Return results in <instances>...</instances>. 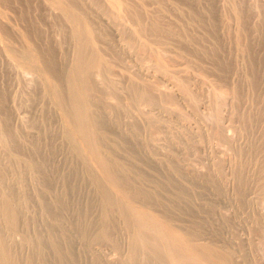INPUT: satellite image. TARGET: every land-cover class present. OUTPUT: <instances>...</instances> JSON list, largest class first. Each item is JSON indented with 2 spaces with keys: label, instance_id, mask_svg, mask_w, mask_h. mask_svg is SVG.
<instances>
[{
  "label": "bare ground",
  "instance_id": "6f19581e",
  "mask_svg": "<svg viewBox=\"0 0 264 264\" xmlns=\"http://www.w3.org/2000/svg\"><path fill=\"white\" fill-rule=\"evenodd\" d=\"M149 3L155 4L156 9H149ZM215 4V0H0L1 58L7 56L18 70L23 71L21 82H25L27 93L21 98L28 96L30 101L44 102L47 106L45 120L46 117H52L51 120L57 117L60 123L57 134L47 130L46 137L38 138L36 132L30 145L24 143L26 137L22 140V134L11 124L14 118L9 108L12 106L11 111L14 108L15 114L18 111L8 96L11 89L8 94L6 90L11 81L15 85L18 83L7 78L11 71L5 61L8 73L6 70L5 74L0 67V74L4 73L5 78L11 80L7 83L11 84L6 86L4 82L5 88L0 79V264H264V134L258 127L264 121L263 99L257 108L252 105L254 112L249 110V106L254 104L252 100L249 106L244 100L242 106L247 105L249 113L246 106L245 110L243 107L236 113L247 111L242 119L240 115L241 120L238 121H242L244 133L253 131L255 134V143L251 141L252 146L248 148L252 152H248L249 156L253 154L259 160L252 164L254 166H251L252 161L250 163L252 159L248 160L250 165L245 164L248 155L243 159L244 163H233L232 160L228 162L230 156L227 160L223 158L225 162L221 158L216 159L214 153L216 160L208 169L204 156L206 164L201 165L205 167L204 171L198 169L201 166L196 168L193 160L198 158L202 150L199 149L205 146L206 141L216 142L219 153L223 145L229 147L223 146L228 151L237 150L236 146L232 147V134L227 135L228 127H224V120L230 118L225 119L223 113L228 106H240L239 102L246 97L241 98L243 79L240 84L228 86L234 81L229 80L232 78L229 74L232 62L226 53L232 45L226 49L224 41L228 40L231 26L224 18L226 13L223 12L224 16L220 14L224 11L221 10L222 5L219 8ZM168 6L178 11L177 16L185 20L182 24L178 18L176 23L170 20L172 15ZM248 6L251 8L250 3L246 7L242 0H234L229 12L238 22L233 23L239 24L238 39L241 42L245 40L244 36L247 39L251 34H248L246 25L249 21ZM9 7L13 11L14 7L17 8L23 18L20 17L21 22L27 23V29H23L25 34L18 28L21 32L19 37L22 35L23 39L14 34L18 41H23L22 46L19 45L21 47L14 45L18 44L17 41L10 42L9 37L14 35L8 37L10 24H16L9 16L15 15L14 12L7 13ZM256 10L254 12L259 13ZM17 17L15 19H19ZM47 19L48 22L52 20L49 22L51 29L55 24L53 35L47 31ZM18 22L16 26H20ZM253 22L257 28V20ZM256 35L252 37L256 39ZM248 42H238L236 51L247 52L245 55L251 60L248 64L250 72L248 67L249 73H246L248 85H242L256 89L261 85L259 78L264 64L255 54L257 42L252 44L254 49L252 41ZM171 46L193 58L211 59L212 64L218 65L214 68L221 70L223 78L229 69L227 74L230 77L226 79L231 82L224 83V79L223 86L217 84L218 88H213V92L205 96L200 89V84L206 86L202 79L205 75H191L192 67L186 71L183 64L181 70L174 69L172 56H167L173 48ZM233 46L229 50L235 52L236 47ZM260 46L259 50H262ZM176 51L170 53L174 56ZM181 59L186 60L185 57ZM190 63H193L192 59ZM194 63L193 67L198 65L199 69L202 66L201 71L204 67L206 71L203 73L208 74L206 65H201L200 60ZM189 65L186 67L190 68ZM210 65L209 62L208 68ZM233 65L236 66L235 63ZM212 74L214 81L217 72ZM209 83L216 85L217 82ZM13 84L11 88L16 89L18 86L14 88ZM255 92L256 95L252 91L254 97L260 94L259 90ZM25 101L22 103L27 104ZM181 102L187 106L180 105ZM200 106L210 107V111L207 109L209 112L203 114L206 109L202 112ZM186 107L198 118L207 117L209 121L207 118L204 120L210 122V127L202 129L198 127L200 124H196L197 128L190 130V114L188 110L189 115L184 112L186 109L183 111ZM22 115L21 119L23 111ZM235 117L238 118L237 115ZM172 120H177L179 125ZM34 122L31 124L35 125ZM32 125H29L30 129L34 130ZM241 130L237 131L243 132ZM246 135L244 144L251 133ZM57 136L66 142L64 147L68 149L62 156V162L56 160L63 149H59L63 146L57 145L58 141L54 143ZM239 149L241 153L242 149ZM236 152L233 153L235 157ZM221 153L226 155L227 152L222 150ZM203 155L209 156V153Z\"/></svg>",
  "mask_w": 264,
  "mask_h": 264
},
{
  "label": "rangeland",
  "instance_id": "374dc122",
  "mask_svg": "<svg viewBox=\"0 0 264 264\" xmlns=\"http://www.w3.org/2000/svg\"><path fill=\"white\" fill-rule=\"evenodd\" d=\"M220 1H222V2L224 1V2L222 3V2H220ZM220 1L215 0V2H217V5H218V6H217L216 4H215V5H216L217 7H219V8H220V6L222 5V7H221L222 9H221V10H224V11L221 12L220 9L218 8L219 11H220V14H222V16H224L225 13H226V14H229V15L231 14L230 17H229V15L227 16L226 14H225V17H224V18L227 20V23L229 24V26L232 27V28H231V27H229V26L227 25V26L230 28V31H229V28H228V31H229L230 34H228V40H227V38H226V41H224V43H225V44H224V45H225V48L227 49L228 46H231V45L233 46V43H235V41H238V42H240V43H242V42H248V41L251 42V41H252V42H251V45L253 44V42H255V43L257 42L256 47H258V48H255V45H252V47H253V49L255 48V50H256V51H255V54H256L258 57H261V59H262L263 61H261V60H260V61L262 62V64H264V63H263V62H264V58H263V57H264V52H260V51H264V47H263V46H264V45H263V44H264V41H263V40H264V39H263V37H264V35H263V34H264V33H263V32H264V31H263V30H264V25H263V24H264V21H263L262 23H260V24H257V23L260 22L261 20H264V11L261 12L262 9L264 10V0H257L258 2H257V1H254V0H250L248 3H247L248 0H242L243 3L246 5V7H247V5L250 3V6H251V8H252V9H251V8L248 6V8H249V21H247V23H246V25L248 24L247 26H248V28H249V29H248V30H249L248 34L251 33L252 35L250 34L251 37H250V35H249L247 39H246L245 36H244L243 39H245V40H242V42L239 41V39H238V35H239V37H240V27H239V24H237L238 22L236 21L235 18H233L232 12L229 13V12H230V9H231V8H230V7H231V4L233 3L234 0H231V1L229 0V2H228V0H220ZM239 1H241V0H239ZM244 1H245L247 4H246ZM259 1H260V2H259ZM218 2H219V3H218ZM227 2L230 3V4H229L230 6L228 5ZM252 2H253V3H252ZM254 2H255V3H254ZM262 2H263V3H262ZM221 3H222V4H221ZM251 3H252V4H251ZM256 3H257V4H256ZM259 3H260V4H259ZM152 4H153V3H152ZM152 4L149 3V6H148L149 9H151L150 7H153L151 10L156 9V5H155V4L152 5ZM220 4H221V5H220ZM253 4H254L255 6H254ZM258 4H259V5H258ZM223 5H224V9H223ZM252 5H253V6H252ZM226 6H227V7H226ZM228 6H229V7H228ZM256 6H257V7H256ZM260 6H261V7H260ZM16 7H17V5H16ZM168 7H169V6H168ZM10 8H11V9H10ZM179 8H180V7H179ZM254 8H255V10L257 9L256 12L258 11V12L260 13V15H259V13H255V12H254V11H255ZM13 9H14V11L12 10V7H9V11H8V9H7V13H8V12H9V13L14 12L15 15H13V14L9 15V13H8V15H9L10 17H13V19H11V20L14 21V23L17 24V22H18L22 17H21V15L19 14L20 12H18L19 10H17V8L14 7ZM15 9H16V10H15ZM40 9H41L40 11H43V10H42V7H40ZM259 9H260V10H259ZM173 10H175V9L169 7V14L172 15V18L170 17V18H171V19H170L169 16H168V18H169L172 22H175V23H176L177 21H180V23H179V22H178V23H179V24H182L183 21H185V20H183L182 17L177 16V15H179L177 10H176L177 12H176V11H173ZM251 10H253V11L251 12ZM227 11H228V13H227ZM16 12H17V13H16ZM174 12H175V13H174ZM179 12H180V11H179ZM223 12H225V13H223ZM253 12H254V13H253ZM42 13H43V12H42ZM172 13H174V14H172ZM252 13H253V14H252ZM175 14H176V15H175ZM255 14H258L257 17L255 16ZM261 14H262V15H261ZM12 15H13V16H12ZM173 15H174V16H173ZM9 16H8V17H9ZM15 16H16V17L18 16L19 19H15V18H16ZM175 16H176V18H175L174 20H172L173 17H175ZM254 16H255V18H254ZM260 16H262L263 18L260 17ZM10 17H9V18H10ZM14 17H15V18H14ZM18 17H17V18H18ZM20 17H21V18H20ZM227 17H228V18H227ZM231 17H232V18H231ZM250 17H251V18H250ZM258 17H260V18H258ZM177 18H178V19H177ZM181 18H182V19H181ZM224 18L222 17V19H224ZM230 18H231V19H230ZM257 18H258V19H257ZM14 19H15V20H14ZM22 19H23V18H22ZM22 19H21V20H22ZM176 19H177V21H176ZM11 20H10L9 22H11L12 24H14ZM16 20H18V21L15 22ZM21 20L19 21L20 23L18 22V24H20V26L18 25L19 27L16 26V24H14L15 27H14L13 25L10 24V26H12V27L14 28V30H16V32L13 30L12 27H10L9 29H11V31L9 32L10 35H8V37L11 36V35H14V34H16V33H17L16 36H17L18 38H20V37L22 36V35H20V37H19V34H20L21 32L18 31V30L20 29V30L22 31V30L24 29V27H26V28H25V30H26V29H27V26H26L27 23H25L24 20L21 22ZM253 20H255V21L257 20V22H256V24L258 25L257 28H260V30H262V32L259 31V29H257V28L255 27L256 25H254L255 22H253ZM259 20H260V21H259ZM51 21H52V20L49 19V22H51ZM181 21H182V22H181ZM49 22H48V19H47L48 28H49V29L47 28V31H48V33H50L51 35H53L54 32H55V30H53V29H55L56 27H55V24H54V25H53V29H51L52 26H51V23H49ZM233 22H237V23H236L237 25H235V23H233ZM232 23H233V25H232ZM25 24H26V25H25ZM230 24H231V25H230ZM261 24H262L263 26H262ZM22 25H23V26H22ZM24 25H25V26H24ZM49 25H50V26H49ZM234 25H235L236 28L234 27ZM259 25H260V26H259ZM21 26H22V27H21ZM56 26H57V25H56ZM237 26H238V27H237ZM261 26H262V27H261ZM16 27H17V28H16ZM20 27H21L22 29H21ZM18 28H19V29H18ZM237 28H238V29H237ZM261 28H262V29H261ZM50 29H51V30H50ZM236 29H237V30H236ZM254 29H255V30H254ZM25 30H23V33H22V34H25V32H26ZM52 30H53L54 32H53ZM12 31H13V34H12ZM17 31H18V32H17ZM24 31H25V32H24ZM51 31H52V32H51ZM232 31H233V32H232ZM237 31H238V32H237ZM253 31H256V32L259 31V32H258L259 35H258V33H256L257 35L255 34V32L253 33ZM14 32H15V33H14ZM238 33H239V34H238ZM261 33H262V34H261ZM236 34H237V35H236ZM200 35H204V34L200 33ZM230 35H231V36H230ZM234 35H235L236 37H235ZM253 35H254V36H255V35L257 36L256 39L252 37ZM16 36L14 35V37H11L12 39L9 37V39L11 40L10 42L14 43V42L17 41L18 44H17V43H14V45H15V46L17 45V47H21L22 44H23V43L21 44V41H22V40H21V41H20V40L18 41V40H17L18 38L16 39ZM258 36H259L260 38H259ZM229 37H230V39H229ZM21 38H22V37H21ZM21 38H20V39H21ZM231 38H232V40H231ZM236 38H237L238 40H237ZM257 38H258V39H257ZM13 39H14V40L16 39V40H15V41H12ZM22 39H23V38H22ZM249 39H250V40H249ZM251 39H252V40H251ZM261 39H262V40H261ZM234 40H235V41H234ZM253 40H254V41H253ZM256 40H258V41H256ZM259 40H260V42H259ZM228 41L230 42V44H229ZM232 41H234V42H232ZM22 42H23V41H22ZM238 42H236V43L234 44V46H233V48L236 47V48H234V49H235V52L232 51L233 49H232L231 51L229 50L232 46H231L230 48L227 49L228 51L231 52V54H230V52H227V50H226V53L228 54L227 56L230 57V58H228V60H229V61L231 60V62H232V63H230L231 66H232L234 63H235V65H236L235 67H234V65H233V66H232L233 68L230 66L229 69H230L231 71H230L229 69H228V71H227V73H228L229 71L232 73V75H231V73L229 72V74H230V76H232V78H231V77L229 76V74H227V73H226V77L223 78V77L221 76V73H220L221 70H220L219 68H217V69H219V70H216V69H215L216 67H218V65L215 64L214 62H213V63H214L215 65L212 64V63H211L212 60L209 59V58H207V57L198 56V58H197V57L193 58L192 55H191V57H190V55H186L187 53H186V54H185V52L182 53V51H181L180 49H177V47H173V46H171V47H173V48H170L171 50L168 51L169 54L167 53V56H169V57L172 56V58H173V62H172V64H173V65L178 66L179 64H181L179 67H175V66H174V67H173L174 69L177 70V68H178L179 70H181L182 67L184 66L183 69H185V70H186V69H189V70H190L191 67H192V70H190L191 75H192V74H196V75H194V76H197V75H198V77H199V76L202 77L203 74H204L205 76H203L202 79H204V80L206 81V83H205L206 86H207V84H208L209 82H214V83L217 82L216 85H217V84H220L221 86H223L224 83L229 84L231 81H230V82H228V81L231 80V79H233L235 82L232 80L233 82H231V84L228 85V86L231 87V85L233 86L234 84H235V85H236V84H240L239 82L243 79L244 83L241 81V84H240V85L242 86L241 88H242V89L244 88V89H243V93H242V90L240 89V90H241V93H242V97H241V98H243L245 95H246V97H245L244 99H241L242 101L239 102V104H241V105H240L241 107L238 106V105H237L238 107H237V106H233V105L231 104L232 106H228V107H227V110H228V111L230 110L229 112H228L227 110H225V112L223 111V112H224L223 114H224L225 119H226V117H227V118H230V119L233 118V120H231L233 123L230 121V119H229V120H228V119L224 120V121H226V122H224V127H225V128L228 127V129H229V126H231V127H233V129H234L235 131H237L238 129H240V130L242 129V126H243V125H242V121H241V122H239V121L242 119V116L244 115L243 113L246 114L247 111H248L247 113H249V110H250L251 112H254V111H255L254 109L257 108V106L260 105V104H259L260 100H262V99L264 100V96H263V95H264V94H263V93H264V90H263V89H264V85H263V83H264V82H263V81H264V75H262L263 72H264V71H263L264 69H263V68H262L263 70L261 69L260 75H261L262 77L260 76V78H259V80H260V81H259V84H261V85L259 86V88H261L262 85H263V87L261 88V90H260L258 87L256 88V89H258V90L260 91V94L258 93V95H259V96H260V95L262 96V97H261V96L259 97L258 95L256 96L258 99L260 98L259 101H258V99H257L256 97H254V96L256 95V92H255V91H258V90H256V89H252V88H250V87H248V86H247L248 88L245 87V85L247 84V82H246V79H247L246 77H247V76H246V75L250 72V67H249L248 64H250L251 60H250V58L247 59V56H246V55L248 54L247 52L244 53V51L241 52V50H237V51H236V49H238V48H237L238 46H236V45L238 44ZM249 42H248V43H249ZM255 43H254V44H255ZM258 43H259V44H258ZM226 44H227V45H226ZM260 44H261V46H262V50H261V48H260V50H259V46H260ZM19 45H21V46H19ZM261 46H260V47H261ZM175 48H176V49H175ZM172 49L178 50L179 53L176 51L177 53H175L174 56H173V54H171L170 52H174L175 50L172 51ZM258 50H259V51H258ZM180 51H181V52H180ZM238 51L241 52V54H240ZM232 52H233L234 54H233ZM236 52H238V53L240 54V56H239L238 53H237L238 55H237V54L235 55ZM256 52H257V53L260 52L259 54H260L261 56H260L259 54H257ZM180 53H181L182 55H184L183 57H185L186 60H184V59H181V60H180V58H183V57H181ZM261 53H262L263 55H262ZM2 54H3V53H2ZM2 54L0 55V61L3 59V60H2L3 62H2V61H1V62L3 63L4 66L2 65V63H0V64L2 65V66L0 65V67H2V70H4V72H5V74H6V70H7V73H8V67H5V66H6L7 64H9V65H8V66L10 67V68H9V71H11V72L7 74V75L9 76V77L7 76V78H10L11 80L15 81L14 83H16V84L18 83L17 85H15V84H13V82H12L10 79L8 80L7 78H5V75H4L3 71L1 70V73H3V74H0V76H1L0 79H1V81L3 82L2 85H3L4 87H5V84H6V86H7V84L9 85V84H11V83L13 84V87H14V88H15L16 86H18L16 89H12V88H11V87H12V84H11V86L9 85V87L7 88L8 90L5 89L6 92H7V94H8V92L10 91L9 89H11L10 95H8V96H9V98L13 99V100H12V102H13L12 104H13V107H16V110H15V111H18V113L20 112V114H21V115H20V114H18L17 112H16L17 114H15V112H14V108H13V111H11V110H12V106L9 105V106H11V107L9 108V110L11 109V110H10V115H11V117L14 118V119L16 118L15 120H14V119L12 120V121H14V122L11 121L12 126L14 125V126H13L14 129H16V131H18V133H20V135L22 134V137H21L22 140L24 139L23 137H26L25 139H27V140H26V142H24V143H27V142H28L27 145H28V144L30 145L31 142H32L31 139H33V138L36 137V136H38V138H40L42 135H43V137H46V135L48 134V131H50L49 133H52V132L54 131L53 134H57V133H58V129H59V125H60L59 121L56 120L57 117H56V119L53 118L54 120H53V119H52V120L55 121V122H57L58 124H56V123L54 122V123L56 124V125H55V124L53 123V121L51 120L52 117H46V120H47L48 122H49V120H50V123H48V122L45 120V114H47L46 111H45L47 108H45V107H47V106L44 104V102H40L41 104H39V103H37V102H38L37 100H36V101H30V100L28 99V96H24V97H22L24 100L21 98V95L23 96L25 93H27V88H26L27 86H26V87L24 86V83H25V82H24V83H22L23 81L21 82V80H22V75H23V74H22L23 71H22V70H18V67H17L16 64H14L13 60H10L5 54H4V56H6V57H5V58H4V57L1 58V57L3 56ZM176 54H177V56H176ZM178 54H179L180 56H179ZM243 54H244V55L246 54V55L244 56ZM185 55H186V56H185ZM233 55H234V56H233ZM242 55H243L244 57H243ZM238 56H239L240 58H239ZM241 56H242V57H241ZM178 57H180V58H178ZM188 57L190 58V60H189ZM199 57H200V58H199ZM231 57H232V58H231ZM233 57H235L236 59L234 60ZM248 57H249V56H248ZM7 58H8L9 60H8ZM187 58H188V60H187ZM196 58H197V60H196ZM201 58H202V59H201ZM203 58H204V59H203ZM237 58H239L240 60L242 59L243 61H245V62L247 63V65H246L245 62L243 63L242 60L240 61V62H242V63L238 62L239 59H237ZM245 58H246L249 62H247V60H246ZM6 59H7V60H6ZM174 59H175L176 61L179 59L180 61H179V60L177 61V62H179V63L177 64V63L175 62ZM191 59H192V62H193V63H194V62H197V61L199 62V60H200L201 65H203V64L206 65L207 70L209 71V72H208V71L206 72V73H208V74H207L208 76H207L205 73H203V72L206 71V68L203 67L202 69H203V70L205 69V70H204V71H203V70L201 71V67H202V66L198 69V65H197V67H195L196 63H194V64H195V65H194L195 68H194L193 65H192L193 63H190ZM198 59H199V60H198ZM205 59H206V61H207L208 63L205 61ZM182 60L185 61V62H182ZM232 60H233V61H232ZM5 61H7V64H6V65H5V63H6ZM8 61H9V62H8ZM10 61H12L13 66H12V64H11ZM187 61H188V62H187ZM201 61H203V62H201ZM209 62H210L211 65H213V67L210 65V67L212 68V70H213V69L216 70V72H217V74H216L217 77L221 76V77H222L221 80H223V81L220 80V77L217 78L216 75H214V77H216L217 79H219V81H217L216 78H215V80L213 81L214 78H213V74L211 75V73H214V74H215L216 72H215L214 70H213V71H214V72H213V71L211 70L210 67L208 68V66H209ZM184 63H187V65L190 64V65H189L190 68H187V67H186L187 65L184 64ZM205 63H207V64H205ZM182 64H183V66H182ZM243 64H244V65H243ZM14 65H15L16 68L14 67ZM173 65H172V66H173ZM185 65H186V66H185ZM191 65H192V66H191ZM207 65H208V66H207ZM216 65H217V66H216ZM238 65H239V66H238ZM241 65H242V66H241ZM214 66H215V68H214ZM243 66H246V67H243ZM3 67H5V68H3ZM237 67H238V68H237ZM242 67H243V68H242ZM248 67H249V72L247 71V70H248ZM262 67H264V66H262ZM11 68H15V69L12 70ZM173 68H172V69H173ZM196 68H197V69H196ZM231 68H232L233 70L235 69L234 72H232L233 70H232ZM240 68H241V69H240ZM244 68H245V69H244ZM0 69H1V68H0ZM10 69H11V70H10ZM16 69H17V71H16ZM19 69H20V68H19ZM193 69H195V70H193ZM238 69H239V70H238ZM189 70H188V72H189ZM241 70H242V71L246 70V71L242 73ZM18 71H20V72H18ZM186 71H187V70H186ZM196 71H197V72L199 71V72H202V73H198V74H197ZM211 71H212V72H211ZM218 71H219V74H220V75L218 74ZM262 71H263V72H262ZM14 72H15L16 74H18L16 77H15L16 74H15ZM17 72H18V73H17ZM190 72H189V73H190ZM193 72H194V73H193ZM20 73H21V74H20ZM237 73H239V74H237ZM240 73H241L242 75L245 73V74L243 75L245 79L243 78L242 75H241V77H240ZM246 73H247V74H246ZM261 73H262V74H261ZM9 74H10V75L12 74V75L10 76ZM201 74H202V75H201ZM2 75H3V76H2ZM209 75H210V78H211V77L213 78V79L211 78L212 80H210V78H208ZM236 75L238 76V78L240 77L241 79H240V78H239V79L236 78V77H237ZM13 76H14L15 78H14ZM20 76H21V77H20ZM227 76H228V78L230 77L228 81H227V79H226ZM235 76H236V77H235ZM2 77H4V78H2ZM29 77H30V76H29ZM204 77H205V78H204ZM234 77H235V79H234ZM12 78H13V79H12ZM17 78H18V79H17ZM207 78H208V79H207ZM4 79H5V80H4ZM6 79H7V80H6ZM224 79H225L226 82H224ZM236 79H237V81H236ZM16 80H17V81H16ZM209 80H210V81H209ZM238 80H239V81H238ZM7 81H9V82L11 81V83H9V82L7 83ZM29 81H30V80H29ZM205 81H204V82H205ZM207 81H208V83H207ZM4 82H5V84H4ZM219 82H220V83H219ZM222 82H224V83L222 84ZM237 82H238V83H237ZM19 83H20V84H19ZM22 84H23V86H24V89L22 88V87H23ZM202 84H203V83H202ZM202 84H200V89L202 90L201 92L204 93V95H205V94L209 95V93H212V92H213V91H212L213 88H214V89L218 88V85H217V87H216V85H214L213 83H212V84L209 83L208 86L210 85V86H213V87H210V86L208 87V86H207L208 88H210V89L207 91V90H205V89H208V88H207L206 86H202ZM227 84H225V85H227ZM242 84H245V85H242ZM14 85H15V86H14ZM203 85H204V84H203ZM247 85H248V84H247ZM21 86H22V87H21ZM28 86H29V85H28ZM201 86H202L203 88L205 87V89H202ZM228 86H227V87H228ZM237 86L239 87V85H237ZM243 86H244V87H243ZM219 87H220V86H219ZM5 88H6V87H5ZM20 88H21V89H20ZM239 88H240V87H239ZM249 88H250V89H249ZM22 89H23V90H22ZM214 89H213V90H214ZM245 89H246L247 91H249V94H247L248 92L245 91ZM251 89H252V91L254 90L255 95H254V93H252ZM14 90H16V92H15ZM19 90H21V91H19ZM203 90H204V92H203ZM262 90H263V92H262ZM22 91H23L24 93H23ZM209 91H210V92H209ZM211 91H212V92H211ZM12 92H13L14 94H13ZM205 92H206V93H205ZM245 92H246V93H245ZM11 93H12V94H11ZM15 93H16V94H15ZM20 93H21V94H20ZM22 93H23V94H22ZM250 93H251L252 95H251ZM261 93H262L263 95H262ZM19 94H20V95H19ZM243 94H244V95H243ZM15 95H16V96H15ZM247 95L249 96V98H250V97H254V99H252V98L249 99V98L247 97ZM253 95H254V96H253ZM19 96H20V97H19ZM205 96H206V95H205ZM12 97H13V98H12ZM15 97H16V99L19 98L18 100H21V101H18V100H16V99L14 100ZM17 97H18V98H17ZM26 97H27V98H26ZM261 98H262V99H261ZM11 99H10V101H11ZM36 99H37V98H36ZM246 99H249V100L247 101ZM255 99H256V100H255ZM25 100H27V101L30 103V105L33 106V107L29 106L28 102H27V104H25V103H26ZM244 100L247 102V103H245V104H247L248 106L250 105L251 102L254 103V104H251V105L249 106L250 109L248 108L247 105H243V106H242V104H244V102H245ZM251 100H252V101H251ZM253 100H254V101H253ZM263 100H262V102H263V105H264V101H263ZM14 101H16V103L19 102L20 104H16ZM17 101H18V102H17ZM24 101H25V103H22V102H24ZM243 101H244V102H243ZM249 101H251V102H249ZM255 102H257L258 105L255 104ZM21 103L23 104V107H20V106H22ZM260 103H261V102H260ZM15 104H16V106H15ZM19 105H20V106H19ZM25 105H26V106H25ZM38 105H39V107H37ZM42 105H43L44 109H43ZM180 105H184V107L187 106V105L183 104L182 102H181ZM180 105H179V107L182 108L183 106H180ZM252 105H255V107L252 106ZM261 105H262V103H261ZM24 106H25V108H24ZM27 106H28V109H26ZM245 106H246V110H247V108H248L249 110H247L246 112H245V111H244V112L242 111V114H240V113H239V114H236V113H238L239 110H240L239 112H241V110L243 109V107H244V110H245ZM29 107H30V108H29ZM188 107H189V106H188ZM188 107L183 108V111L186 109V110L184 111L185 113H187L186 111H187L188 109L191 110L190 107H189V108H188ZM233 107H234V108H233ZM235 107H237V108H235ZM239 107H240V108H239ZM252 107H254V109H253ZM262 107H264V106H262ZM19 108H20L21 110H20ZM22 108H23V109H22ZM35 108H36V109H35ZM39 108L41 109V111H42V109L44 110V111H42L43 113H42L41 111H39ZM187 108H188V109H187ZM204 108L206 109V111L204 110ZM209 108H210V107H209ZM209 108H208V107H203V108H202V106H200L199 109H201L202 112L205 111V112H203V114H206L208 110L210 111ZM231 108H232V110H231ZM238 108H239V109H238ZM241 108H242V109H241ZM17 109H18V110H17ZM29 109H31V110H29ZM32 109H33V110H32ZM207 109H208V110H207ZM233 109H234V112H233ZM237 109H238V110H237ZM19 110H20V111H19ZM27 110H29V111H27ZM37 110H38V112L36 113ZM189 110H188V112H189L190 115H189L188 113H187V114L189 115V120H190V123H189V124H190V126H189L190 130H191L192 128H194V129H192V130H195V129L197 128V126H198V125H196V124H200L201 126L199 125L198 127H201L202 129H203V128H204V129H207V128L210 127L211 124H210V122H208L209 120H208L207 117H206L207 119L204 118V117H203L202 119H201L200 117L198 118L196 115L194 116V114L192 113V111H189ZM22 111H23V113H24V117L21 119V117L23 116V115H22ZM30 111H31V112H30ZM201 111H200V112H201ZM209 111H208V112H209ZM226 111L228 112V114H227ZM235 111H236V112H235ZM28 112H29V115H28ZM39 112H40L41 115H42V114H43V115L40 116ZM202 112H201V114H202ZM231 112H232V113H231ZM12 113H13V114H12ZM26 113H27V114H26ZM30 113L33 114V115H30ZM44 113H45V114H44ZM225 113H226V115H229V114L231 113L232 118H231V115L226 116ZM233 113H235V114H233ZM38 114H39V115H38ZM19 115H20V116H19ZM36 115H37V116H36ZM191 115H192V116H191ZM233 115H234V116H233ZM235 115H237L238 118L235 117ZM240 115H241V117H240ZM27 116H28V117H27ZM30 116H31V117H37V118H31ZM19 117H20V118H19ZM25 117H26V118H25ZM38 117H39V118H38ZM41 117H42V118H41ZM195 117H196L197 119H199L200 121L197 120V119H195ZM239 117H240L241 119H239ZM24 118H25L26 120H25ZM27 118H28V119H27ZM29 118L31 119V121H30ZM47 118H50V119L48 120ZM192 118H193L194 120H196V121H192V120H191ZM20 119H21L22 121H21ZM32 119H33L34 121H39V123H41V124H43V125H40L38 122H34V121H32ZM36 119H37V120H36ZM40 119H42L41 121H42L43 123L40 121ZM204 119L208 120L207 123H206V120H204ZM234 119H236L237 121L234 120ZM238 119H239V121H238ZM23 120H24V121H23ZM202 120H203V121H202ZM263 120H264V119H263ZM16 121H17L18 123H19V121H20V122H21L20 124L22 125V127H19V126H21V125L18 124V123L15 124ZM29 121H30L31 123L34 122V124H35V123H36V124H35V125H32L31 123L29 124ZM51 121H52V124H53L54 126H56V128L51 124ZM227 121H229V122H227ZM234 121H235V122H234ZM27 122H28V124H27ZM172 122H173L174 124H176V125H179V122H177V120H174V121L172 120ZM175 122H177V123H175ZM194 122H195V124H194ZM198 122H202V123L204 122L203 125H204L205 123H206L207 126H208V124H210V125L207 127L206 125L203 126L202 123H198ZM236 122H237V123H236ZM261 122H262V123H260L261 126H260V124H259L258 127L264 129V123H263L264 121H261ZM13 123H14V124H13ZM44 123H45V124H44ZM46 123H47V124H46ZM228 123H229V124H228ZM234 123H235L236 125H235ZM239 123H240V125H239ZM37 124H39V125L37 126ZM226 124H228L229 126L226 125ZM230 124H231V125H230ZM233 124H234V125H233ZM262 124H263V125H262ZM15 125H16V127L18 126V129L15 127ZM24 125H25L26 127H24ZM29 125H30V126L32 125V126H34V128H35V129H34L35 131H34V130L32 129V127H31V129H32L33 132H34V133L32 132L33 134L31 133L32 130L30 129V126H29ZM36 126H37L38 128H37ZM52 126H53L54 128H53ZM191 126H192V127H191ZM195 126H196V128H195ZM202 126H203V127H202ZM235 126H236V127H235ZM28 127H29V128H28ZM39 127H40V128H39ZM41 127H43V129H42ZM44 127H45V128H44ZM46 127H47L48 129H47ZM51 127H52V128H51ZM234 127H235L236 129H235ZM239 127H240V128H239ZM258 127H257V128H258ZM22 128H23V130H22ZM27 128H28L29 131H27ZM36 128H37V129H36ZM237 128H238V129H237ZM259 128H258V129H259ZM228 129H226V130H227V131H226V134L229 135V136H231V134H232V138H231V139H232V144H234V145H232V147H233V146H236V149H237V150H235V149H234V150L230 149L231 151H228V150H226V148L229 149V147H228L227 145H226V146L223 145V146H225L226 148L222 146V149H221V147H220L221 152H222V150H223V153H224V151H225V153L227 152V153L229 154V152L231 153L232 151H234V152H232L230 155H227V153H226V155H225V154L223 155L221 152L219 153V151H217V149H216V147H215V143H216V142L213 141V143H212V142L209 143L210 141H209V142L206 141V142H205L206 144L204 143L206 147L204 146L205 148H204V147H203V148L201 147V148L199 149V150H201V149H202V150L199 151V153H200V152H201V153H200V155H199V154L197 155L198 158H197V157H194V158H193V160H194V162H195V165H196V168H197V165H198V167H199V166H201V165L204 166V164L208 163V164H207L208 167H207V165H205V166L207 167L206 169H208V168L210 167V165L213 163V160H214L215 157H216V156L214 155V153L217 155L216 159H217V158H221L222 160H224V159L227 160V159H230V157H231V159L228 160V162L232 160L233 163H234V161H235V163H244V160H243V159L247 158L246 156H247V155L249 156V154L252 153V152H250V150H248V148H249V149L251 148V147H250V146H252V145H250L251 143H253V142L255 143V140H254V139H255V134L253 133V131H250V132H249V131H245V133H244V130H243V129H242L243 132H240V131H237V132L232 131V130H233L232 128H231V130H230V129L228 130ZM262 129H259V130H261L262 132L259 131V130H257V129H256V130H257L258 132H261V134H262V133L264 134V132H263ZM24 130L27 131V132H24ZM47 130H48V131H47ZM51 130H53V131H51ZM242 130H241V131H242ZM248 130H249V129H248ZM22 131H23V132H22ZM28 132H30L31 135H29L30 133H28ZM36 132H37L38 134H37ZM39 132H40L41 134H40ZM55 132H57V133H55ZM227 132H228V133H227ZM233 132H235V133H233ZM239 132H240L241 134H240ZM246 132H247V133H246ZM25 133L27 134V136L30 137L29 139H28V137L25 135ZM229 133H230V134H229ZM236 133L238 134V137H235V136H237ZM250 133H251V135H250ZM252 133H253V135H252ZM23 134H24V135H23ZM36 134H37V135H36ZM239 134H240V135H239ZM246 134H247V135H250V136H249L250 138H249V137H246L249 141L246 139V144H244V143H245V135H246ZM35 135H36V136H35ZM234 135H235V136H234ZM241 135H242V136H241ZM247 135H246V136H247ZM233 136L235 137V139H233ZM240 136H241V137L244 136L243 139H242ZM251 136H253L254 138H252ZM31 137H33V138H31ZM57 137H58V136H57ZM239 138H240L241 140H240ZM236 139H237V140H236ZM238 139H239L240 141H239ZM250 139H251V140H250ZM24 141H25V140H24ZM56 141L60 142V144H58V142H56ZM62 141H63V140H61V138L59 139V137H58V139L56 138V140L54 141V143L56 142L57 145L63 146V147H60V146L57 147V148L60 147V148H59L60 150H61V148H63V149L61 150L62 153H61V151H60V155H57L58 157L56 156L57 159L55 158L57 161H59V160L61 161L62 159H64V158H62V156L64 155V153L66 152V150H68L67 147H66V146H67L66 142H62ZM211 141H212V140H211ZM235 141H236L237 143H236ZM251 141H253V142H251ZM61 142H62V143H61ZM233 142H235V143H233ZM238 142H239V145H238ZM248 142H250V143L247 145ZM64 143H65V144H64ZM207 143H208V144H207ZM240 143H241V146H240ZM242 143H243V144H242ZM56 144H55V146H56ZM210 144H211V145H210ZM64 145H66V146L64 147ZM212 145H213L214 147H213ZM245 145H246V146H245ZM202 146H203V145H202ZM220 146H221V145H220ZM237 146H239V147L237 148ZM242 146H244L245 149H244V147H242ZM207 147H208V149H207ZM232 147L230 146V148H232ZM246 147H247V148H246ZM64 148H65V149H64ZM212 148H213L214 150H213ZM223 148H225V150H224ZM234 148H235V147H234ZM239 148H241V149L243 150V153H242V150H241V153H240V149H239ZM59 149H58V151H59ZM205 149H206V153H205ZM56 150H57V149H56ZM64 150H65V151H64ZM212 150L214 151L213 153H211ZM245 150H246V151L248 150V151H247V154H245V153H246ZM63 151H64V152H63ZM202 151H203L204 153H203ZM210 151H211V152H210ZM215 151H216L218 154H217ZM236 151H238V152H236ZM207 152L209 153V156L203 155V154H207V155H208ZM235 152H236V157L238 156L239 153L241 154V155L239 154L240 156H243V158L241 157L242 159H240V156H239V158L237 157V158H238L239 160H241V161H239V160L235 157V155L233 154V153H235ZM248 152H250V153L248 154ZM202 153H203V154H202ZM25 154L27 155L26 152H25ZM210 154H211L213 157H214V156H215V157L213 158ZM219 154H221L222 157H221V156L218 157ZM242 154H243V155H242ZM201 155H203V156H201ZM231 155L234 156L235 159H234ZM60 156H61V157H60ZM64 156H65V155H64ZM64 156H63V157H64ZM204 156L206 157V160H205L206 163H204V158H205ZM223 156H225V157H223ZM229 156H230V157H229ZM244 156H245V157H244ZM250 156H251V158H249ZM250 156H249L247 159H245V161H246L245 164L248 163V160H249V159H252V160H250V163H251V161H252L251 166H254V165H252V164H253V163L255 164V163L258 162L259 160H258L255 156H253V154L250 155ZM203 157H204V158H203ZM207 157H209V159H210V158H211V159L208 160ZM227 157H228V158H227ZM253 157H254L255 159H253ZM200 158H202V159H200ZM223 158H224V159H223ZM197 159H199V162H197V161H198ZM216 159H215V160H216ZM256 159H257V160H256ZM196 160H197V161H196ZM200 160H201V162H200ZM202 160H203V161H202ZM215 160H214V161H215ZM253 160H254V161H253ZM60 161H59V162H60ZM210 161H211V162H210ZM224 161H225V160H224ZM232 161H231V162H232ZM238 161H239V162H238ZM255 161H256V162H255ZM61 162H62V161H61ZM196 162L199 163V164H197ZM225 162H226V161H225ZM209 163H210V164H209ZM193 164H194V163H193ZM248 164H249V163H248ZM249 165H250V164H249ZM193 166H194V165H193ZM202 166H201V168H203V169H201L200 167H199L198 169L204 171V168H205V167H202ZM211 166H212V165H211ZM206 169H205V170H206Z\"/></svg>",
  "mask_w": 264,
  "mask_h": 264
}]
</instances>
